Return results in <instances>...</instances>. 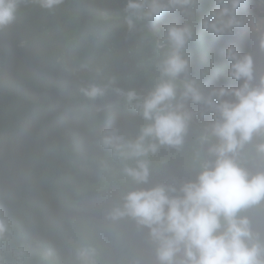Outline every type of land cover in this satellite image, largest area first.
I'll return each instance as SVG.
<instances>
[{"label": "clouds", "instance_id": "9594fccd", "mask_svg": "<svg viewBox=\"0 0 264 264\" xmlns=\"http://www.w3.org/2000/svg\"><path fill=\"white\" fill-rule=\"evenodd\" d=\"M42 2L52 8L61 0ZM210 3L200 19L201 0H126L129 32L143 31L165 12L185 18L151 41V89L141 95L116 87L118 77L103 64L80 88L90 100L115 89L139 117L134 133L104 130L98 167L105 186L118 187L105 213L107 227L129 220L146 229L154 258L125 253L102 260L85 224L67 260L40 241L34 242L39 251L33 260L18 224L0 214V264H264V16L253 17L264 0ZM13 9L14 0H0V28L13 20ZM245 23L257 41L242 34ZM194 38L224 59L223 71L228 68L241 83L206 92L190 71L188 45ZM172 158H182L193 175L153 182Z\"/></svg>", "mask_w": 264, "mask_h": 264}, {"label": "trees", "instance_id": "16d2710c", "mask_svg": "<svg viewBox=\"0 0 264 264\" xmlns=\"http://www.w3.org/2000/svg\"><path fill=\"white\" fill-rule=\"evenodd\" d=\"M201 4L200 19L212 6L210 0ZM125 5L126 0H61L48 8L42 0H14V18L0 28V214L18 224L33 260L39 251L35 241L67 260L85 224L102 260L116 261L125 253L154 258L146 229L129 220L107 227L105 213L118 187L105 186L98 167L104 130L134 133L139 117L115 89L90 100L80 88L103 64L118 77L116 87L146 94L156 75L153 37L185 18L165 12L143 31L129 32ZM199 30L197 25L196 34ZM188 54L191 74L206 92L241 83L228 68L223 71L224 59L195 38ZM191 175L182 158H172L152 180Z\"/></svg>", "mask_w": 264, "mask_h": 264}, {"label": "rangeland", "instance_id": "374dc122", "mask_svg": "<svg viewBox=\"0 0 264 264\" xmlns=\"http://www.w3.org/2000/svg\"><path fill=\"white\" fill-rule=\"evenodd\" d=\"M252 8H254V6ZM255 8H256V12L254 13L253 17L264 16V8H261V7H255ZM241 32L242 34L250 33L251 35L250 39L257 41L256 35L251 31V27L248 23H245V25L241 27Z\"/></svg>", "mask_w": 264, "mask_h": 264}]
</instances>
